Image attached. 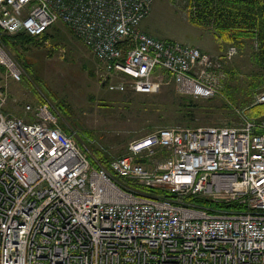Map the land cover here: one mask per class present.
<instances>
[{"label":"built area","instance_id":"obj_1","mask_svg":"<svg viewBox=\"0 0 264 264\" xmlns=\"http://www.w3.org/2000/svg\"><path fill=\"white\" fill-rule=\"evenodd\" d=\"M154 1L0 0V63L20 81L3 34L39 37L61 21L104 77L123 74L137 92L172 81L183 95L220 93L238 46L213 56L148 33L141 25ZM157 68L169 78L156 79ZM263 103L261 90L252 105ZM245 109L237 124L153 130L106 168L91 163L50 102L27 104L24 116L0 106V264H264V116ZM122 178L170 194L138 192ZM190 195L230 207L185 203Z\"/></svg>","mask_w":264,"mask_h":264},{"label":"rangeland","instance_id":"obj_2","mask_svg":"<svg viewBox=\"0 0 264 264\" xmlns=\"http://www.w3.org/2000/svg\"><path fill=\"white\" fill-rule=\"evenodd\" d=\"M141 28L159 38L198 45L213 56L223 57L231 45H237L238 53L225 59L227 77L220 93L210 98L183 95L172 81L151 93L137 92L123 74L104 77L103 64L69 25L59 21L47 37L18 49L7 45L23 73L20 81L7 77L5 71L0 75L3 112L22 116L27 104L50 102L77 144L90 154L93 148L100 149L111 159L126 154L133 140L158 128L237 124V110L252 105L255 88L264 86L255 54L257 41L247 39L241 48L212 26L196 24L189 0H155ZM154 76L169 78L161 68Z\"/></svg>","mask_w":264,"mask_h":264},{"label":"trees","instance_id":"obj_3","mask_svg":"<svg viewBox=\"0 0 264 264\" xmlns=\"http://www.w3.org/2000/svg\"><path fill=\"white\" fill-rule=\"evenodd\" d=\"M189 7L191 18L196 24L212 26L221 36L239 44L241 48H244L247 39L256 40L255 54L257 62L264 72V0H189ZM48 31L39 37L26 32L3 34L2 39L6 46L9 45L14 49H18L23 45L27 46L29 43L35 42L37 39L47 37ZM4 71H6V67L0 63V73ZM40 83L44 89L48 90L42 82ZM259 86L255 88L256 94L264 90V86ZM258 105H264V103L247 106L245 109L246 114L251 118L263 117L264 106L260 111L255 112L253 110ZM87 138L91 139L89 135H87ZM89 157L94 166H104L106 168H109L112 159H109L103 151L97 148L91 150ZM122 184L149 195L170 194L168 189L145 187L131 179L122 178ZM183 200L185 203L210 205L209 207L212 209H215L214 207H230V205L225 204L215 205L209 200L194 195L187 196ZM236 207L243 208L241 206Z\"/></svg>","mask_w":264,"mask_h":264},{"label":"crops","instance_id":"obj_4","mask_svg":"<svg viewBox=\"0 0 264 264\" xmlns=\"http://www.w3.org/2000/svg\"><path fill=\"white\" fill-rule=\"evenodd\" d=\"M142 23H143V22H142ZM141 26H142V25H141ZM5 74H7V71H5ZM5 74H4V76H6ZM0 75H3V73H1ZM7 77H9L8 74H7ZM25 114H26V113H24V114H21V113H20V115H23V116H24Z\"/></svg>","mask_w":264,"mask_h":264}]
</instances>
